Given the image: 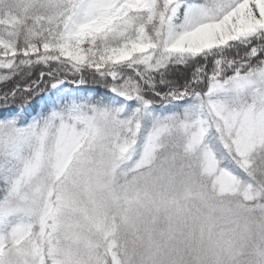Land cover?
Here are the masks:
<instances>
[{"label": "snow or ice", "instance_id": "1", "mask_svg": "<svg viewBox=\"0 0 264 264\" xmlns=\"http://www.w3.org/2000/svg\"><path fill=\"white\" fill-rule=\"evenodd\" d=\"M254 65L264 0H0V135L72 95L163 102Z\"/></svg>", "mask_w": 264, "mask_h": 264}, {"label": "rangeland", "instance_id": "2", "mask_svg": "<svg viewBox=\"0 0 264 264\" xmlns=\"http://www.w3.org/2000/svg\"><path fill=\"white\" fill-rule=\"evenodd\" d=\"M249 94L251 96L245 101H248L245 107L239 110L244 102L242 98ZM197 99L200 104L199 116L196 122L189 124V133L182 142L185 148L197 146L203 133L210 127L216 128V133L220 134L224 143L226 138L222 134L225 133L231 143L227 144V148L241 156L264 141V66L211 81L207 90ZM45 115L46 120L23 138L0 135V143H6L7 139L11 146H20L31 138L38 139V133L42 134L30 156L28 154L29 160L24 171L15 179L4 200L0 201V264H45V254L36 239H32V230L37 225L43 227L44 232L47 231L45 226L49 228L52 223L44 225L38 214H48L52 204L59 212L65 210L74 213L69 220H63L69 228H74L71 233L75 246L78 243L80 249L87 245L92 248L93 242L106 240L111 249L116 240L112 238L114 231H111L110 223H104L107 218L110 219V213L104 212L111 204L115 206L123 203L133 222L143 221L149 225L137 238L138 245L143 247L137 257L141 264H191V234H198L197 229L201 225L199 235L202 236V242L200 240L201 244H197V250L201 245L202 250H211L214 255L226 249L235 250V258L236 250L246 245L242 239L246 238L247 230L251 227L250 216L239 223L244 236L238 232L230 234L240 239L237 244L226 242L221 235L210 239V218L216 220L215 213H210V205L209 213L198 211L197 203H205L202 191L198 189L200 184H196L193 190V184L185 180L187 177L181 172L175 176V180H165L160 171L162 168L154 171L151 166L150 170L138 172L129 181L122 182V190L116 191L113 167L107 168L112 157L108 150L115 145L114 137L121 131L122 124L113 120L108 107L82 100L63 103ZM165 130L166 124L158 121L145 138L142 154L134 160L133 166L151 163L155 149L160 146L159 138ZM202 159L203 171L212 176L215 165L208 150ZM75 164L76 167L70 170ZM101 166L106 167L105 172ZM100 172L102 177H99ZM155 173H158L157 177ZM62 174L66 179L61 180L52 198L50 189L53 178ZM88 177L93 179V184ZM95 184L100 186L101 193L93 189ZM213 184L220 193L224 190L235 191L231 175L225 172L213 175ZM261 209L264 210V204ZM19 213H25L27 222L21 236L15 237L9 227L10 218ZM48 215L56 218L54 213ZM89 215L94 217L88 218ZM121 216L124 219L129 217L124 214ZM223 217L226 222V213H223ZM85 221L98 228L103 226L102 235L90 236V232L83 234ZM251 222L254 224V218ZM255 233L259 235L257 229ZM222 234L225 235L224 231ZM74 238L78 240L77 243ZM125 244L123 239L122 245ZM127 254L129 256L128 250ZM230 263L231 257L227 254L225 264Z\"/></svg>", "mask_w": 264, "mask_h": 264}, {"label": "trees", "instance_id": "3", "mask_svg": "<svg viewBox=\"0 0 264 264\" xmlns=\"http://www.w3.org/2000/svg\"><path fill=\"white\" fill-rule=\"evenodd\" d=\"M259 67L261 66L254 65L253 67L245 66L244 68L229 70L218 79L226 78L234 73H247ZM211 81L206 80L197 88L184 91L180 95L163 102L152 97L149 103L144 105H137L135 102L118 105L113 103L111 98L107 96L102 97L91 93H81L58 101L54 109L63 103H77L82 100L91 101L96 103L97 106L108 107L111 110L113 120L122 124L121 131L114 137L115 145L108 150L112 157L107 163V168L113 167V180L116 181L114 186L117 187L116 191L122 190L120 189L122 182L129 181L138 172L150 170L152 166L154 171L162 168L160 171L163 173V179L165 180H175V176L181 172L187 177L185 180L191 181L194 187L193 190H195L196 184H200L198 189L202 191L205 203H197L198 211L200 210V213H209L210 205V213H215L216 217V220L210 218L209 232L212 236L210 239L214 240L221 235L226 242L237 244L240 239L230 234L238 232L244 236L239 223L246 216H250L251 227L247 230L246 238L243 237L242 239L246 245L236 250L235 258H233L235 250L226 249V251L218 255H214L211 250L208 252L202 250V245L199 248L200 250H197V244L202 242V236L199 235L202 228L201 225L200 229H197L198 234L195 232L191 234L192 247L191 254H189L191 255V264H225V256L227 254L231 257L230 264H264V250H262V247H264V210L261 209L264 204V141L241 156L227 148V144L231 145V143L225 133L222 134V137L225 136L226 138L224 143L220 134L216 133V128L210 127L203 133L197 146L188 149L182 145L186 135L189 133V124L196 122L199 116L200 104L197 97L207 90ZM250 96L251 94L242 98L244 102L241 101L243 104L239 110L245 107L248 102L245 101L249 100ZM158 121H163L166 124V130L159 138L158 145L160 146L155 149L151 163L139 167L133 166L134 160L138 159L142 154L145 138ZM38 134V139L34 140L31 138L27 143H21L20 146H11L7 139L5 140L6 143H0V201L4 200L15 179L24 171L33 147L41 140L42 134ZM207 150L212 155L215 165L212 176L218 172L228 173V175H231L235 191L228 192L224 190V192L220 193L215 184L212 185L211 174L204 172L202 167V158ZM92 152L94 153L95 150ZM75 167L76 164L69 169L73 170ZM101 170L105 172L106 167L101 166ZM156 175L158 173L154 174V176ZM99 177H102V172H100ZM63 179H66L64 174L53 178L52 188L50 189L52 198L56 193L57 186L60 185L59 183ZM88 180L93 184L91 177H88ZM92 187L96 191L102 192V189L97 184ZM105 210L104 213H110V219L108 220L107 218L104 223H110L109 227L111 231H114L112 238L116 240L111 249L108 248L106 240L100 243L98 241L93 242L92 248L87 245L80 249V247H77L78 240L74 238L77 243V246H75L72 240L73 234L71 233L74 228H69L65 224V220H69L74 213H69V211L65 210L64 212H59L57 208L54 209L53 204L47 213H54L56 218H51L43 212L39 213L38 215L40 216L38 218L42 217L41 220L44 225L52 223L49 228L45 226L47 230L45 232L43 227H37V225L32 230V239H36V243L41 247L43 254H45V264H141L137 257L143 247L138 245L137 238L143 234L145 227L149 225L143 221L136 220V222H133L123 203L115 206L111 204ZM114 213L117 214L114 215ZM223 213H226V222ZM24 214L19 213L10 218L9 227L15 237L21 236L26 225L27 218ZM121 214L129 217L124 219ZM91 217L93 218L94 216L89 215L88 218ZM253 218L254 224L251 222ZM72 224L74 223L70 225ZM83 226L82 232L85 235L90 232V236L100 237L104 231L103 226L100 225L98 228L87 221L84 222ZM256 229L259 235L255 233ZM223 231L225 235L222 234ZM123 239L126 242L125 245H122ZM127 250L129 251V256ZM123 252L125 253L123 254ZM129 257L133 259L131 260ZM133 260H136V262L133 263Z\"/></svg>", "mask_w": 264, "mask_h": 264}]
</instances>
